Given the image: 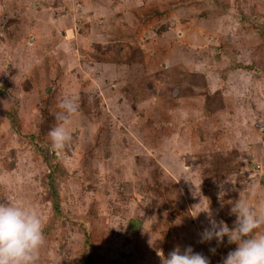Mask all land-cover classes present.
<instances>
[{"label": "rangeland", "instance_id": "1", "mask_svg": "<svg viewBox=\"0 0 264 264\" xmlns=\"http://www.w3.org/2000/svg\"><path fill=\"white\" fill-rule=\"evenodd\" d=\"M240 197L264 204V0H0V203L43 217L36 264H221L204 211L231 228Z\"/></svg>", "mask_w": 264, "mask_h": 264}, {"label": "clouds", "instance_id": "2", "mask_svg": "<svg viewBox=\"0 0 264 264\" xmlns=\"http://www.w3.org/2000/svg\"><path fill=\"white\" fill-rule=\"evenodd\" d=\"M59 107L61 111L56 114L58 123L48 132L53 152L63 150L70 142L66 124L77 111L70 97L62 100ZM204 212L208 213V227L199 234L200 242L215 240L220 246L227 237L229 245H236L222 257L221 264H264V233L257 231L264 226V204L253 208L241 197L233 202L230 215L236 219L231 228L225 221H218L210 207ZM44 227L43 217L33 207L0 203V264H36L45 244ZM149 243L153 245L152 240ZM210 251L215 254L216 249L211 248ZM157 256L161 264H210L208 257L195 252L191 246L182 250L177 245L167 256L162 250H157Z\"/></svg>", "mask_w": 264, "mask_h": 264}, {"label": "trees", "instance_id": "3", "mask_svg": "<svg viewBox=\"0 0 264 264\" xmlns=\"http://www.w3.org/2000/svg\"><path fill=\"white\" fill-rule=\"evenodd\" d=\"M54 207L57 209V207H58L57 204H54Z\"/></svg>", "mask_w": 264, "mask_h": 264}]
</instances>
